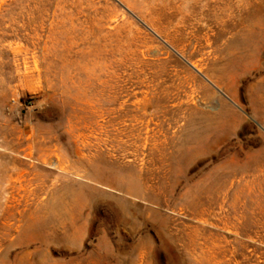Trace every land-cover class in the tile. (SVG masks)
<instances>
[{
	"label": "rangeland",
	"instance_id": "1",
	"mask_svg": "<svg viewBox=\"0 0 264 264\" xmlns=\"http://www.w3.org/2000/svg\"><path fill=\"white\" fill-rule=\"evenodd\" d=\"M0 264H264V0H0Z\"/></svg>",
	"mask_w": 264,
	"mask_h": 264
}]
</instances>
